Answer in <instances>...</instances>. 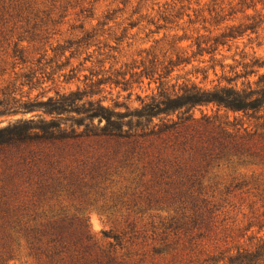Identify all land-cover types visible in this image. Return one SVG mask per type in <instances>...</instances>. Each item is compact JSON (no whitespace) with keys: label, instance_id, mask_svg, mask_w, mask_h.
Returning <instances> with one entry per match:
<instances>
[{"label":"rangeland","instance_id":"rangeland-1","mask_svg":"<svg viewBox=\"0 0 264 264\" xmlns=\"http://www.w3.org/2000/svg\"><path fill=\"white\" fill-rule=\"evenodd\" d=\"M236 3L237 0H0V101L9 107L28 103L33 110L0 117V128L20 119H54L68 128L70 119L84 116L77 112L50 116L37 107V102L55 97L56 93L79 91L77 98L83 99L77 111L89 109L82 103L93 100L115 112H124V107L140 108L146 97L156 95L160 81L169 89L185 83L207 89L219 82L225 84L222 77L242 72L243 66L254 59L264 60V24L254 32L247 30L236 39L213 46L215 52L208 49L225 27L244 29L251 23L248 18L262 10L260 3L256 12L242 11ZM217 14L222 20L214 23ZM87 34L92 36L88 40ZM17 49L22 50L21 56L15 53ZM165 68L171 70L168 75ZM254 70L263 73L264 67ZM256 80V76L250 77L251 82ZM123 82L127 85L123 86ZM216 109L210 105L193 112L200 118L201 111L214 115ZM218 114L230 122L235 117L242 118L241 114L223 109ZM176 116L177 113L170 118L176 120ZM242 123L250 128L254 125L253 120L245 118ZM106 146L115 149L113 142ZM3 159L0 152V191L6 180ZM117 168V163L112 164L105 186L96 188L83 173L79 177L82 187L73 194V190L55 194L49 190L43 196L32 197L33 191L25 189L24 213L31 217H83L97 239L102 240L103 232H110L122 237L129 252L146 253L145 264H196L209 254L250 246L254 243L249 241L251 236L264 235L263 165L223 167L214 172L217 176L211 188L218 210L205 237L193 240L182 233L175 238L163 230L176 206L160 199L147 184V177L139 179ZM63 171L58 177L56 171L43 169V182L51 184L61 178L66 183L63 177L69 176L70 170ZM230 183L233 184L229 186ZM166 235L165 244L174 249L163 256L152 255V248L161 246ZM7 264L37 263L22 251Z\"/></svg>","mask_w":264,"mask_h":264},{"label":"trees","instance_id":"trees-1","mask_svg":"<svg viewBox=\"0 0 264 264\" xmlns=\"http://www.w3.org/2000/svg\"><path fill=\"white\" fill-rule=\"evenodd\" d=\"M258 3L262 10L256 12ZM235 6L256 13L248 18L251 23L244 29L225 27L212 39L208 48L211 53L216 51L213 46L236 39L247 30L254 32L264 24V0H237ZM105 18L110 20L109 16ZM221 20L218 14L214 17V23ZM91 37L85 36L86 40ZM15 53L21 56L22 50ZM168 65L175 67L171 62ZM263 67L264 60L254 59L243 66L242 72L222 77L225 84L219 82L209 89L193 83L169 89L160 81L156 95L146 97L140 108L124 107V112H115L93 100L82 103L89 109L77 111L83 99L77 98L79 91L56 93L37 102V107L50 116L62 112L84 116L70 119L68 128L54 119H20L1 127L0 152L4 155L6 180L0 191V264H7L22 251L37 264H145L146 253L129 252L122 237L110 232H103L102 240L97 239L83 217H31L24 213L25 189L33 191L32 197L43 196L49 190L53 194L73 190V194L82 187L79 177L83 173L95 188L105 186L114 163L117 169H125L139 179L147 177L152 191L176 206L174 215L163 225L165 232L175 238L182 233L191 236L190 240L205 237L218 210L211 188L217 176L214 172L223 167L264 166V72L254 70ZM170 72L165 68V75ZM252 75L257 77L254 82L250 81ZM121 84L126 86L127 82ZM210 105L217 108L214 115L201 111L200 118L194 116L196 108ZM221 109L253 120V127H245L242 118L230 122L218 114ZM31 111L28 103L9 107L0 101V117ZM175 113L173 120L170 116ZM155 119L157 123H153ZM110 142L115 149L106 146ZM43 169L56 171L58 177L63 170H70V174L63 175L64 184L61 178L47 184L42 179ZM167 237L161 239V246L152 248V255L163 256L174 249L165 244ZM249 241L254 243L209 254L196 264H264V235H253Z\"/></svg>","mask_w":264,"mask_h":264}]
</instances>
